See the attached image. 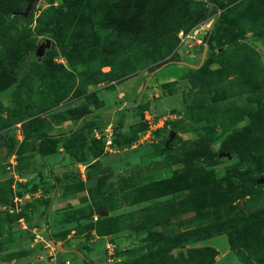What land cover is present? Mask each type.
<instances>
[{
	"label": "rangeland",
	"instance_id": "1",
	"mask_svg": "<svg viewBox=\"0 0 264 264\" xmlns=\"http://www.w3.org/2000/svg\"><path fill=\"white\" fill-rule=\"evenodd\" d=\"M25 7L0 0V264H264V0Z\"/></svg>",
	"mask_w": 264,
	"mask_h": 264
},
{
	"label": "water",
	"instance_id": "2",
	"mask_svg": "<svg viewBox=\"0 0 264 264\" xmlns=\"http://www.w3.org/2000/svg\"><path fill=\"white\" fill-rule=\"evenodd\" d=\"M36 0H25L26 7L23 12L20 13L22 16H27L30 12V9L32 7L33 2ZM50 41L49 40H42L34 53L30 56V59H33L35 61H40L42 56L44 55V52L49 49Z\"/></svg>",
	"mask_w": 264,
	"mask_h": 264
},
{
	"label": "trees",
	"instance_id": "3",
	"mask_svg": "<svg viewBox=\"0 0 264 264\" xmlns=\"http://www.w3.org/2000/svg\"><path fill=\"white\" fill-rule=\"evenodd\" d=\"M39 44H40V43H39ZM33 53H34V52H33ZM33 53H32V54H33ZM44 53H45V52H44ZM32 54H31V55H32ZM31 55H30V56H31ZM30 56H29V58L26 60L25 65H27L28 62H31V61H32V62H37V63L39 62V61H35V60H33V59H30ZM42 57H43V56H42ZM41 60H42V58H41ZM84 261L87 262V260H86L85 258H84ZM87 264H91V263H90V262H87Z\"/></svg>",
	"mask_w": 264,
	"mask_h": 264
}]
</instances>
